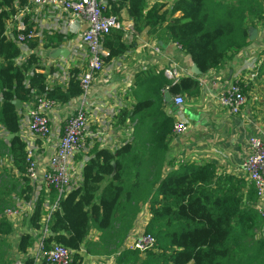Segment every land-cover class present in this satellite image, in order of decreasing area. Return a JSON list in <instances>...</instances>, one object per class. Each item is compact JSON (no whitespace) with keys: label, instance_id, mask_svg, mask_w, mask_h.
Here are the masks:
<instances>
[{"label":"trees","instance_id":"16d2710c","mask_svg":"<svg viewBox=\"0 0 264 264\" xmlns=\"http://www.w3.org/2000/svg\"><path fill=\"white\" fill-rule=\"evenodd\" d=\"M106 1L118 21L126 13L135 32L178 44L200 74L229 63L251 42L250 29L264 20V0ZM26 5V0H0V127L9 136L8 142L0 136V264L11 263L7 236L14 230L2 212L14 207L13 198L30 203L15 247L20 264H54L30 252L37 237L44 251L55 244L68 248L67 264H82L85 255L113 256L114 264H264V218L255 209L254 187L246 178L218 172L213 163L169 152L176 120L171 113L177 108L166 111L170 106L164 94L197 96L199 81L191 76L173 80L151 66L136 72L132 91L137 101L117 116V124H133L132 139L114 149L95 143L82 162L80 181L64 195L36 191L26 176V142L19 135L22 110L12 101L35 106L44 95L66 105L81 93L80 68L70 70L65 85H50L47 72L39 70L38 36L24 43L30 51L19 61L20 30L13 17ZM20 20L23 32H35L29 15ZM67 39L54 31L41 46L57 48ZM101 45L105 63L134 46L118 28L104 33ZM4 158L8 168L2 166ZM144 207V231L155 244L140 253L123 245Z\"/></svg>","mask_w":264,"mask_h":264},{"label":"crops","instance_id":"0c3cea01","mask_svg":"<svg viewBox=\"0 0 264 264\" xmlns=\"http://www.w3.org/2000/svg\"><path fill=\"white\" fill-rule=\"evenodd\" d=\"M172 1L147 0L148 4L153 2L170 4ZM22 14L29 15V20L34 23L35 36H38L40 40V45L36 49L39 56L38 64L41 67L39 70L47 72V81L50 85H65L73 67L80 68V72L83 71L87 56L85 46L81 41V33L86 27L83 21H78L73 26H67L68 15L66 12L32 5L26 8ZM120 22L123 25V39L133 43L134 46L105 63L104 70L93 81L90 93L84 102L88 116L87 136L77 152L81 157L75 162V153L72 158L73 183L78 182L82 162L89 156V150L95 143L114 149L123 142L132 139L133 124L126 121L125 125H119L117 116L120 109L130 110L137 101L138 97L132 91L134 74L150 66L158 70L172 65L180 69L181 75L191 76L199 81V94L189 97V104L185 109L180 108L174 113H171L173 105L167 103L170 107L166 108V111L171 113L175 119L180 118L187 123V130L183 135L172 137L169 152L180 159L196 163H213L218 172L246 178L240 168L241 161L246 156V138L250 134L264 131V20L259 21L256 27L251 28L255 30L254 38L246 47L236 53L229 63L219 69L209 70L205 74H195L191 70V60L174 43L163 44L145 32H135L132 28V20L125 12L122 13ZM10 27V25L7 26V32ZM54 31L68 35L69 39L57 48L42 47L41 44L48 42L49 36ZM146 41H156L160 45L161 54L158 56L151 54L149 49L142 45ZM256 46L257 49L252 54L247 53L248 48H256ZM29 51L26 46L22 47L20 62ZM254 71H256V77L252 78L251 74ZM236 77H239L243 82L247 101L238 114L232 115L218 105L216 95L222 87ZM170 97L172 98V96ZM79 102L81 99L77 96L66 105L57 104L51 111V141L39 140L36 143L38 153L43 159L49 155L53 147V140L61 132L66 117ZM29 105L30 103L20 104L22 111L19 120V135L24 140H29L25 128L26 111ZM123 134L124 136H122ZM0 136L5 142H8L9 136L1 127ZM4 160L10 166L9 161L6 158ZM147 220L148 210L144 207L136 220L134 229L135 227L142 229ZM94 234L92 232V235ZM17 239L18 235L15 240L10 241L9 253L14 254L16 258H21L22 256L15 250ZM39 241L40 237H37L30 252L36 251ZM12 250L13 253H11ZM82 264H114V257L85 255Z\"/></svg>","mask_w":264,"mask_h":264},{"label":"built area","instance_id":"2783aa9c","mask_svg":"<svg viewBox=\"0 0 264 264\" xmlns=\"http://www.w3.org/2000/svg\"><path fill=\"white\" fill-rule=\"evenodd\" d=\"M27 5L20 10L14 19L17 20V29L20 30L16 36V41L23 47L24 43L34 38L35 32L29 30L23 32L26 27L21 22L20 16L30 5L38 8L49 7L64 11L68 15L67 26H73L78 21L86 24L81 33V41L85 46L87 56L86 65L83 71L78 74V83L81 90L78 96L81 102L74 107L73 111L66 117L61 132L53 140V147L45 159L38 153L37 141H51L52 129L50 124L51 111L55 109L57 103L42 95L36 98L35 106L29 105L26 111L25 128L28 133L26 142V176L36 191L44 188L53 189L57 196L64 195L73 185L72 158L81 148L88 127V116L84 106L85 99L90 93L95 77L104 70V56L106 52L101 45V38L110 28L123 29V25L116 16L108 12L109 5L106 0H26ZM176 47L178 44L174 43ZM143 47L155 56L161 54V48L156 41L143 42ZM256 48H248L247 53L252 54ZM164 74L177 80L181 75L180 69L176 66H167L163 69ZM256 77V71L251 74ZM240 78L232 79L226 86L222 87L216 95L218 105L225 109L228 114H238L245 105L247 98L242 91ZM173 106L179 110L184 104V96L177 94L172 96ZM187 130V123L183 119H176L173 125V135L175 137L183 135ZM246 156L241 161L240 168L243 170L246 180L256 192L255 209L264 218V131L250 134L246 138ZM81 176V171H80ZM26 203V202H25ZM28 212L30 203L26 204ZM54 206H51V209ZM2 215L9 221L20 215V210L15 207L3 209ZM27 215V214H26ZM155 238L152 234L145 232L144 227H135L124 242L123 248L138 250L140 253L154 247ZM33 253L37 259L44 258L49 263L67 264L70 261V250L63 245L55 244L49 250L44 251L41 237L37 242L36 251ZM10 264H20V258L11 260Z\"/></svg>","mask_w":264,"mask_h":264},{"label":"rangeland","instance_id":"374dc122","mask_svg":"<svg viewBox=\"0 0 264 264\" xmlns=\"http://www.w3.org/2000/svg\"><path fill=\"white\" fill-rule=\"evenodd\" d=\"M188 98L189 97L185 98V96H184V104H183V106L181 108L185 109L186 105L189 104ZM122 136H124V134ZM75 155H76V157L74 156V161L77 162L78 158L81 157V155L79 153H76ZM1 163H2V166H6L8 168L9 165H8L6 160L3 159L1 161ZM12 201L14 203V207L17 208L18 210H20V215L17 216L16 218H12L11 219V223H12L14 231L7 236L9 241L15 240V238L19 234V232H21L23 229H25V227L23 228V226H22V222H23V220H24V218H25V216H26V214L28 212L27 209H26V206H27L26 204L27 203H25L23 201H20L17 198H13ZM13 252L14 251L12 250L11 253H13ZM9 257H10V260H13V259L16 258L14 256V254H10Z\"/></svg>","mask_w":264,"mask_h":264},{"label":"water","instance_id":"95a60500","mask_svg":"<svg viewBox=\"0 0 264 264\" xmlns=\"http://www.w3.org/2000/svg\"><path fill=\"white\" fill-rule=\"evenodd\" d=\"M250 35H249V39L252 40L254 38V34H255V30L251 29L250 31ZM191 70L195 73V74H200V71L198 70V68L196 67L195 64L192 63L191 65ZM165 100L167 101L168 104L173 105L172 99L169 96V94L167 93V91H165L164 94ZM12 103L15 105V107L17 109H20V102L18 100H13Z\"/></svg>","mask_w":264,"mask_h":264}]
</instances>
